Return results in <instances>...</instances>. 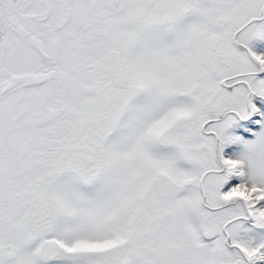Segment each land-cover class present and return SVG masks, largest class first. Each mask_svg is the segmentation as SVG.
I'll use <instances>...</instances> for the list:
<instances>
[{"label":"snow or ice","instance_id":"snow-or-ice-1","mask_svg":"<svg viewBox=\"0 0 264 264\" xmlns=\"http://www.w3.org/2000/svg\"><path fill=\"white\" fill-rule=\"evenodd\" d=\"M0 264H264V0H0Z\"/></svg>","mask_w":264,"mask_h":264}]
</instances>
